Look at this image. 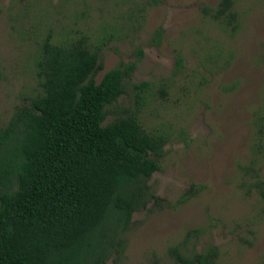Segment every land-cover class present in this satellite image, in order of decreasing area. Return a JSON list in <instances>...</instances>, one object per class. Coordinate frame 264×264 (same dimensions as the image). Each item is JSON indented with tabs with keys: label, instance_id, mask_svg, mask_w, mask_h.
<instances>
[{
	"label": "rangeland",
	"instance_id": "obj_1",
	"mask_svg": "<svg viewBox=\"0 0 264 264\" xmlns=\"http://www.w3.org/2000/svg\"><path fill=\"white\" fill-rule=\"evenodd\" d=\"M219 1L0 0V128L41 94L34 62L48 34L56 44L84 34L90 48L101 45L96 82L136 64L105 123L134 111L135 85L149 83L139 122L168 136L149 180L159 200L133 213L124 251L106 264H179L174 249L264 264L254 186L264 180V0H234L235 31L211 18ZM190 188L197 194L175 207Z\"/></svg>",
	"mask_w": 264,
	"mask_h": 264
},
{
	"label": "trees",
	"instance_id": "obj_2",
	"mask_svg": "<svg viewBox=\"0 0 264 264\" xmlns=\"http://www.w3.org/2000/svg\"><path fill=\"white\" fill-rule=\"evenodd\" d=\"M233 3L220 0L210 14L231 31L238 26ZM161 36L158 29L152 41ZM101 48H90L84 34L59 44L48 34L34 62L41 94L0 128V264H106L124 251L133 213L158 204L149 180L168 136L139 122L149 83L135 85L134 111L105 123L136 64L96 82ZM254 186L264 202V180ZM196 194L190 188L174 206ZM173 251L179 264H215Z\"/></svg>",
	"mask_w": 264,
	"mask_h": 264
}]
</instances>
